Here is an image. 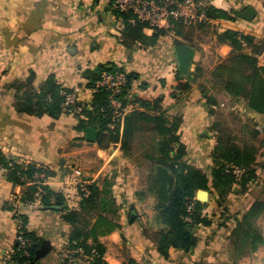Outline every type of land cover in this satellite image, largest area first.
I'll return each mask as SVG.
<instances>
[{
    "label": "crops",
    "instance_id": "1",
    "mask_svg": "<svg viewBox=\"0 0 264 264\" xmlns=\"http://www.w3.org/2000/svg\"><path fill=\"white\" fill-rule=\"evenodd\" d=\"M111 4L112 0H0V153L20 163H38L50 168L56 175L48 179L47 185L52 191L63 194L64 207L78 210L80 199L76 180L82 172L68 164L67 155L61 151L72 140H82V135L77 132L78 118L69 114H62L58 119L38 118L19 112L17 86L34 76V88L39 92L46 80L54 76L60 85L76 93L80 104L90 107L94 90L89 86L87 72L105 65L107 69L120 68L136 74L129 90L133 108L128 115L132 116L136 129L129 150L123 149L122 142L108 144L105 148L99 147L97 142L92 143L97 146L98 156L105 160L109 172L106 183L102 181L98 186L100 189L107 186L111 190L118 209L117 216L108 214L107 217L121 225L119 229L99 236V242L106 248L104 260L108 264H123L129 258L139 264L226 262L228 253L233 258V252L225 248L230 231L219 228L220 209L209 194L203 201L208 204L205 213L216 216L212 227L197 229V248L192 253L172 251L168 261L159 257L152 237L165 227L157 221L155 211L157 198L151 184L154 166L152 162L148 166L137 163L133 160L137 155H132L131 151V145L135 147L139 138L157 144L161 140L152 125L136 120L140 112L151 115L160 112L147 111L133 102L134 97L149 101L161 99L162 111L170 120L176 116L182 118V141L188 151L186 161L204 169L212 164L211 153L215 146L209 129L212 118L200 91V86L205 85L204 75L202 71L197 72L201 69L202 55L194 47L188 74L198 78L192 83L191 90L175 93L179 63L174 39L186 40L177 36L175 26H172L170 30L164 29L165 35L154 47H143L138 42L133 44L126 39L124 21ZM213 5L236 14L253 8L256 15L252 21L237 16L236 21L211 23L216 26L215 30L231 29L264 43V0H213ZM155 32L150 27L143 30L147 36ZM232 51L231 46L219 44V62L215 68L227 60ZM246 51L251 53L250 49ZM259 63L264 65V52L259 56ZM214 69L208 75L210 79ZM243 111L256 118L260 122L258 127L264 132V116L250 111L247 106ZM148 131L154 135L147 137ZM149 148L147 146V150ZM144 150L141 157L149 158V153ZM256 169L259 181L251 186L250 193L243 197L238 194L239 187L235 186L234 193L229 196L227 206L233 213L243 215L255 200L264 198V150L257 157ZM22 192V187L13 186L0 168V264L5 263L17 244L19 221L13 218L8 204L13 196ZM23 213L28 216V231L42 241H48L53 248L40 264H65L62 254L68 252L72 228L65 222L63 212L57 208H44L37 200ZM132 214L136 215L133 222L130 221ZM256 226L264 238V213ZM236 264H264V243L255 252L239 258Z\"/></svg>",
    "mask_w": 264,
    "mask_h": 264
},
{
    "label": "trees",
    "instance_id": "2",
    "mask_svg": "<svg viewBox=\"0 0 264 264\" xmlns=\"http://www.w3.org/2000/svg\"><path fill=\"white\" fill-rule=\"evenodd\" d=\"M115 13L123 19L125 37L133 44L138 42L143 47H154L166 33L164 29L156 30L152 36H147L143 30L149 27L148 24L136 20L130 13L116 11ZM204 14L206 19L196 22L195 25L172 22L177 36L190 42L193 48L195 47L192 41L193 26L199 28L211 26L216 29V26L210 25L212 21L238 19L236 13L227 12L214 5L207 8ZM215 37L218 44H227L233 51L231 56L212 72L211 79L215 82L212 85L214 87L220 85L234 102H245L250 111L264 116V65L259 63V56L264 52V43L253 36L231 29L215 30ZM246 49H250L251 53ZM116 70L127 75L128 82L124 95H129L136 74L126 73L120 68L107 69L105 65H101L94 71L86 73L90 76L89 86L94 90L90 107L83 106V113L74 116L78 118L77 132L82 135L83 140H86L87 128L91 127L99 131L97 140L99 147L105 148L108 144L122 142L123 149L127 151L136 131L134 120L127 114L115 124L114 128H111L114 123V113L110 105L109 93L96 86L104 71ZM201 71L200 68L197 69L198 73ZM194 75H185L179 67L175 93L191 90L192 83L198 78ZM200 91L212 115L217 100L206 85H201ZM72 92L60 85L54 76L49 77L38 92L34 88V76H31L26 82L17 86V109L21 113L38 118L47 116L58 119L62 114L71 115L65 109L64 102L65 94ZM133 102L139 103L149 112H160L155 115L140 112L136 115L137 121L152 125L154 132L161 137L158 142L159 154L151 159L154 166L151 184L152 192L157 198L155 206L157 221L165 227L154 234V238L152 237L159 257L168 261L172 251L192 253L199 242L197 229L210 228L214 225L216 215L205 213L208 204L199 198V193L202 191L207 192L220 209L219 228L230 231L225 248L233 252V261L220 264H236L242 256L255 252L264 243V238L256 226V221L264 213V198L255 200L243 215L240 212L233 213L227 206V200L234 193L235 186L239 187L238 194L246 197L250 193L251 186L258 183L256 167L260 147L255 143L244 141L240 144L234 136L224 135L222 129L213 124L209 128L215 136V146L211 153L212 164L205 169L197 168L186 161L188 151L182 141V118L176 116L170 120L162 111L161 99L149 101L134 97ZM258 135L259 132L254 131V137ZM0 166L6 172V178L10 183L23 189L19 196L20 210L8 204V210L13 213V218L21 223L19 235L28 240L25 249H21L20 243L17 242L14 261L18 264H40V261H35L34 257L35 251L41 247L43 241L35 233L28 231V216L23 213L25 208L39 200L44 208L61 210L65 222L71 226L67 253L74 264H84L88 261L90 264H108L104 260L106 248L98 239L101 234L113 232L121 225L107 217L108 214L115 216L118 214L112 192L107 186L100 189L98 184L92 183L86 186L87 193L79 187V209L69 210L64 207L66 199L63 194L52 191L47 183L44 184L43 180L37 177L42 174L47 179L55 176L50 168L38 163H20L3 153H0ZM232 167L243 171L242 175L237 177ZM14 197L16 198L17 195ZM70 258L63 259L64 263L71 264ZM123 264L139 263L129 258Z\"/></svg>",
    "mask_w": 264,
    "mask_h": 264
},
{
    "label": "rangeland",
    "instance_id": "3",
    "mask_svg": "<svg viewBox=\"0 0 264 264\" xmlns=\"http://www.w3.org/2000/svg\"><path fill=\"white\" fill-rule=\"evenodd\" d=\"M193 24L195 25V23ZM210 25H212V23ZM192 38L193 45L197 52L202 55L199 65L201 66L204 75L205 85L210 88L211 94L214 95L217 100V107L212 115L210 108L207 107L209 117L212 118L211 125L216 124L218 128L222 129L224 135L234 136L238 143L241 144L243 141L247 143H255L260 147V152L263 151L264 132L261 127H258L260 126V122L258 123L256 118L249 117L243 111L246 107L245 102H234L231 97L220 88V85L214 87L212 84H215V82L208 76L215 68V65L219 62V56L217 55L219 44L215 37V29L211 26H208V28L193 26ZM254 131L259 132L260 135L254 137ZM150 132L151 133L148 131L149 134L146 133L147 137H152L154 135L152 131ZM211 134L214 138L215 136L212 131ZM156 145H158L156 142L148 143L139 138L135 147L131 145V151L133 152L132 155H137L133 160H136L139 164L148 166L151 164L150 162H152V157L158 155V146ZM147 146H150L149 150H147ZM143 149H146L144 152L147 151L149 153V158L145 159L141 157L143 154L141 151H143ZM97 150V146H94V144L83 139L76 142L72 140L61 150L67 155L65 158L67 163L72 164L82 172V174L80 173L77 176L76 185L77 188L80 187L83 191H85L84 189H86L87 185L92 183L98 184L102 181L106 183V179L109 177L108 169L104 164L105 160L98 156ZM92 174H95V176ZM116 176L117 175L114 174V178H116ZM126 213H128V211ZM128 222L129 216L127 223ZM226 256H228V261L218 262L217 264L232 263L229 253Z\"/></svg>",
    "mask_w": 264,
    "mask_h": 264
},
{
    "label": "built area",
    "instance_id": "4",
    "mask_svg": "<svg viewBox=\"0 0 264 264\" xmlns=\"http://www.w3.org/2000/svg\"><path fill=\"white\" fill-rule=\"evenodd\" d=\"M213 5V0H112V9L116 12L130 13L141 23H146L150 28L155 30L171 29L172 22H183L192 24L201 22L206 19L204 11ZM127 75L119 70L104 71L99 80L96 82L98 88H102L109 93L110 105L114 113V123L110 126L115 127V124L120 122L133 108L130 96H125L124 91L127 86ZM128 103L125 104V101ZM65 109L71 115H81L84 107L79 103L75 92L65 94ZM1 168V166H0ZM2 169V168H1ZM234 174L240 177L243 173L239 168L232 167ZM38 178L46 184L48 179L45 175H39ZM87 193L86 189H84ZM19 196L13 198L10 204L16 210H20L21 202ZM191 209V207H189ZM20 222L18 229L20 228ZM17 242L20 243L21 249H25L28 240L23 236L18 235ZM15 248L7 255L4 264H18L14 261ZM82 253V250H80ZM63 259H68L69 254H62ZM70 258V263H73ZM84 264H90V261Z\"/></svg>",
    "mask_w": 264,
    "mask_h": 264
},
{
    "label": "water",
    "instance_id": "5",
    "mask_svg": "<svg viewBox=\"0 0 264 264\" xmlns=\"http://www.w3.org/2000/svg\"><path fill=\"white\" fill-rule=\"evenodd\" d=\"M256 15V11L253 8H249L247 11L243 13H238L237 16L241 19L252 21ZM174 46H175V52L177 55L179 67L181 71L186 75L190 71V67L193 62L195 49L190 46L186 41L175 38L174 39ZM99 137V131L94 128H87L85 139L86 141L90 143H96ZM63 163V160L61 161ZM199 198L202 201L207 200L208 193L207 192H200ZM136 218L135 214L131 215L130 221L133 222V220ZM53 248L50 245L48 241H43L41 244V247L35 251V261L39 262L42 261L47 255H49L52 252Z\"/></svg>",
    "mask_w": 264,
    "mask_h": 264
}]
</instances>
